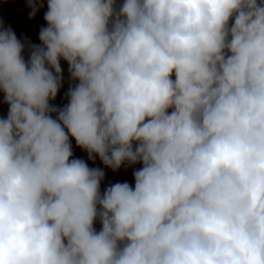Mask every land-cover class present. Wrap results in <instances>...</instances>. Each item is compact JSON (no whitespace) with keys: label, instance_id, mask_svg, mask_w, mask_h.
Here are the masks:
<instances>
[{"label":"clouds","instance_id":"obj_1","mask_svg":"<svg viewBox=\"0 0 264 264\" xmlns=\"http://www.w3.org/2000/svg\"><path fill=\"white\" fill-rule=\"evenodd\" d=\"M46 3L0 20V264H264V0Z\"/></svg>","mask_w":264,"mask_h":264},{"label":"crops","instance_id":"obj_2","mask_svg":"<svg viewBox=\"0 0 264 264\" xmlns=\"http://www.w3.org/2000/svg\"><path fill=\"white\" fill-rule=\"evenodd\" d=\"M115 2L119 5L122 4L124 0H115ZM46 11L47 3L46 0H44V6L40 8L33 18L30 19L29 13L31 12V9L28 6V0H0V20L3 21V26L5 28L11 27L18 39L23 41V39L27 37L33 44L40 43L39 31L42 27L47 26V23L44 20V14ZM25 56H27V53H25ZM64 64H67V62H61L63 74L65 72ZM67 103L68 101H61L63 106ZM69 139L72 145L74 158L85 160L89 167L101 168L104 170L105 179L101 182V191H103L109 184H114L116 182L126 181L134 186L132 173L135 168H139L141 165H135L133 167L122 166L118 171L113 172L112 169L105 167L98 157L94 162L89 160L87 153L77 147L75 139L71 136ZM94 226L97 230L101 228L99 222H96Z\"/></svg>","mask_w":264,"mask_h":264},{"label":"rangeland","instance_id":"obj_3","mask_svg":"<svg viewBox=\"0 0 264 264\" xmlns=\"http://www.w3.org/2000/svg\"><path fill=\"white\" fill-rule=\"evenodd\" d=\"M65 62V61H61ZM65 66V67H64ZM64 84L63 87L60 89V91L57 94V98L52 103L56 104L59 107H62L61 101H67L65 98V93L68 91V88L70 86V78L68 73V64H64ZM4 94L2 91H0V118H6L8 114V105L4 103Z\"/></svg>","mask_w":264,"mask_h":264}]
</instances>
